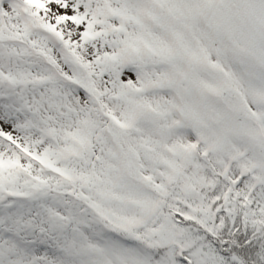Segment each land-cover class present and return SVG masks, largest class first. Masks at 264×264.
<instances>
[{
    "label": "snow or ice",
    "instance_id": "snow-or-ice-1",
    "mask_svg": "<svg viewBox=\"0 0 264 264\" xmlns=\"http://www.w3.org/2000/svg\"><path fill=\"white\" fill-rule=\"evenodd\" d=\"M0 264H264V0H0Z\"/></svg>",
    "mask_w": 264,
    "mask_h": 264
}]
</instances>
